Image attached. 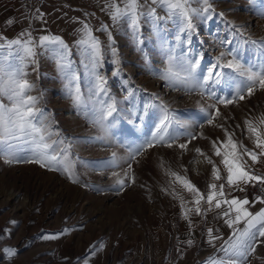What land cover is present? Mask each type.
Listing matches in <instances>:
<instances>
[{"label": "rangeland", "instance_id": "1", "mask_svg": "<svg viewBox=\"0 0 264 264\" xmlns=\"http://www.w3.org/2000/svg\"><path fill=\"white\" fill-rule=\"evenodd\" d=\"M116 2L124 6V0ZM108 3L109 0H0V37L12 40L31 33L38 40L49 35L60 37L68 45L90 109L97 97L88 98L90 69L77 43L81 22L87 23L103 46V60L96 70L106 79L108 92L100 95L114 98L118 110L114 113L116 123L106 135L86 117L87 109L74 104L68 81L51 54L38 49V69L32 65L26 69L28 79L35 84L30 94L38 97L37 107L47 113V122L59 133L53 138L71 145L73 175L70 179L65 172L50 171L36 163L9 164L0 156V264H206L216 253L206 243V218L193 212L191 225L184 218L179 197L188 202L186 209L193 207L192 195L167 170L186 176L207 193L212 166L203 162L194 148H201L218 161L210 141L223 140L224 132L215 126L199 127L198 108L210 101L170 87L158 74L166 67L167 48L192 58L203 54L202 69L215 63L221 51L235 47L246 63L264 64V49L243 43L249 38L264 42V0H210L215 9L212 17H194L195 31L190 38L180 33L172 19L162 20L157 32L152 22L143 18L140 43L123 21L114 23L110 19ZM140 3L155 7L157 15L167 17L163 9L151 5V0ZM192 6L200 8L202 4L194 2ZM109 33L115 40L119 64L114 63ZM214 88L220 90V86ZM161 101L186 125L178 128L174 124L169 129L170 133L173 129L178 135L184 133L177 144L187 143L188 134L198 136L201 131L208 139L192 140L187 151L159 145L147 149L137 157L138 163H132L135 183L126 181L125 187L118 190L112 173L123 176L133 149L151 138L161 116ZM3 102L8 103L6 99ZM221 112L228 117L224 127L234 130L235 138L252 149L244 120L264 114V91L257 90L239 106H221ZM114 152L119 166L107 164ZM197 159L202 162L195 163ZM45 235L58 238L44 240ZM189 240L194 241L192 246ZM216 243L219 247L222 242ZM9 248L16 254L9 256L4 251ZM249 264H264V243L249 256Z\"/></svg>", "mask_w": 264, "mask_h": 264}, {"label": "snow or ice", "instance_id": "2", "mask_svg": "<svg viewBox=\"0 0 264 264\" xmlns=\"http://www.w3.org/2000/svg\"><path fill=\"white\" fill-rule=\"evenodd\" d=\"M194 2L202 4V7H193ZM151 5L163 9L167 17L157 15L155 7H146L140 3V0H124L123 7L116 0H109L107 6L111 9L110 19L114 23L123 21L131 29L138 43L141 42L139 41L140 22L143 18L150 20L157 32L160 31L162 20L172 19L178 24L180 33H187L190 38L191 33L195 31L193 18L208 20L215 11L210 0H151ZM81 24V37L77 43L87 61L86 67L90 69L88 98L97 97L96 104L90 109L79 85L80 75L73 68L71 50L60 37L44 35L36 40L31 33H24L21 38L12 40L0 37V156L6 163H36L50 171L65 172L70 179L73 175L74 164L70 163L71 145L62 139L53 138L58 137L59 133L55 132L47 122V113L37 107L38 97L30 94L35 89V84L28 79L26 69L30 65L36 66L34 70L38 69L37 57L40 55L38 49L51 54L58 71L68 81L74 104L78 108L87 109L86 117L90 122L98 126L106 135L110 134L111 128L114 127L116 123L114 113L118 111L116 101L112 97L104 99V96L100 95H107V81L96 70L103 60V46L94 36L91 27L84 22ZM109 37L112 55L116 57L114 63L119 64L115 40L111 39L110 33ZM180 39L178 35L177 40ZM231 43L232 41H221V44ZM243 43H251L264 49V42L258 43L249 38ZM164 55L166 67L158 77L174 89L183 90L188 95L195 93L202 100L210 101L207 106L201 104L198 108L199 127L203 129L205 125L215 126L223 130L225 137L223 140L217 138L210 141L213 155L219 158L218 161L201 148H194L198 157H203V162L212 166V181L208 185L207 193H202L186 176L167 170V174L175 177V180L192 195L190 203L193 207L186 209L185 204L188 202L184 201L182 196L179 197L181 207L184 209V218L191 225L190 215L193 212L206 218L209 212L220 210L216 211L213 220H222L231 230L230 235L225 240L219 228L215 229V233L213 228H207L206 243L216 249V253L208 258L206 264H249V256L256 252L261 243H264V195H255L249 199L247 196L234 197L232 192H244L249 185L253 188L259 185V190L264 193V171L260 170L264 169V114L255 119L244 120L247 138L254 145L250 149L243 144V141L235 138L234 130L230 131L224 127L228 117L221 112V106L225 109L233 105L239 106V102L250 98L257 90L264 91V64L246 63L241 59L238 47L221 51L215 63L210 64L207 69L201 68V62L205 57L200 53L196 54L198 58H192L184 52L177 54L175 49L167 48L164 50ZM224 69L230 71L225 72ZM115 74L119 75L118 72ZM214 86H220V90H216ZM4 99L8 103H4ZM154 99L160 98L154 96ZM158 107L161 116L151 138L133 149L123 176L119 172L112 173L116 178L118 190L125 187L126 181L135 183L132 163H138L137 157L143 155L147 149L159 145L167 148L175 146L187 151L192 140L208 139L201 131L198 136L188 134L187 143L177 144L180 135L184 133L178 135L176 129L170 133L169 129L174 124L178 128H185L186 125L163 101ZM236 128H240V125L236 124ZM194 162L202 161L197 159ZM107 164L119 166V158L115 152ZM257 165L260 169L256 168ZM73 182L78 181L73 180ZM256 204L262 206L255 212L251 211ZM42 238L55 240L58 237L45 235ZM217 241L222 242L219 247ZM187 243L192 246L194 241L189 240ZM4 251L9 256L16 254L11 248Z\"/></svg>", "mask_w": 264, "mask_h": 264}, {"label": "crops", "instance_id": "3", "mask_svg": "<svg viewBox=\"0 0 264 264\" xmlns=\"http://www.w3.org/2000/svg\"><path fill=\"white\" fill-rule=\"evenodd\" d=\"M257 169H260V166L256 167ZM261 171H264V169H260ZM226 192L228 191L225 190ZM232 196L234 197H244L247 196L249 199H252V197L254 195L248 194L246 192H241V191H233L232 192ZM262 205L260 204H256L255 208H251V211L255 212L256 210H258ZM216 211H220V210H215L213 212H209L207 217H206V224H207V228L211 227L213 228V231H215L216 228L220 229L221 234L223 235L224 239H228V236L230 235V229L227 228L226 225L223 224L222 220H218V221H214L213 220V216H215ZM241 227H243V225H241Z\"/></svg>", "mask_w": 264, "mask_h": 264}, {"label": "built area", "instance_id": "4", "mask_svg": "<svg viewBox=\"0 0 264 264\" xmlns=\"http://www.w3.org/2000/svg\"><path fill=\"white\" fill-rule=\"evenodd\" d=\"M248 194H251V195H264V193H262L260 190H259V185H257L256 188H253L251 185L247 186L246 190L244 191Z\"/></svg>", "mask_w": 264, "mask_h": 264}]
</instances>
